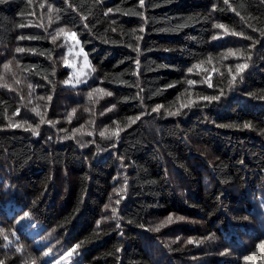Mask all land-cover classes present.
I'll return each mask as SVG.
<instances>
[{
	"label": "trees",
	"instance_id": "16d2710c",
	"mask_svg": "<svg viewBox=\"0 0 264 264\" xmlns=\"http://www.w3.org/2000/svg\"><path fill=\"white\" fill-rule=\"evenodd\" d=\"M3 84V264H264V0H0Z\"/></svg>",
	"mask_w": 264,
	"mask_h": 264
},
{
	"label": "snow or ice",
	"instance_id": "6c2138e0",
	"mask_svg": "<svg viewBox=\"0 0 264 264\" xmlns=\"http://www.w3.org/2000/svg\"><path fill=\"white\" fill-rule=\"evenodd\" d=\"M65 2L67 3V0H65ZM228 2H229V0H224V3H225V4H228ZM140 4H141V6H143V4H144V0H140ZM40 7L43 8L44 5L41 4ZM48 10H49V11H52V10H53L52 7H51V5H49V9H48ZM109 11H111V9H109ZM106 14H107V13H106ZM237 15H239V13H237ZM23 26H24V25H21V27H23ZM215 27H217V28H225V26H224L223 24H217V25H215ZM64 32H65V29H64V28H60V29H58V31L56 32V34L52 37V41H53V43H55L56 40L58 39V37L60 36V34H61V33H64ZM72 35L75 36V33H72ZM233 35H240V34H239V33H233ZM35 38H36V37H25V36H20V37H19V39H21V40H23V39H35ZM245 38L250 39V37H245ZM15 51H16L17 53H21V52H23V51H25V50H24L23 48H17ZM249 59H250V57H249ZM10 63H11V61H9L8 63H5V64L3 65V67H4L5 69H9V65H10ZM137 63H138V62H137ZM197 67H199V65H197ZM245 67H247V65H237V69H238L239 71H242ZM189 71H191V69H189ZM234 79H235V77H233V80H234ZM17 83H19V81H17ZM65 83H68V81H66ZM77 83H80V81H77ZM188 83L191 85V84H194L195 81H191V80H190V81H188ZM229 86H231V82H230V85H229ZM0 87L9 88V85H7V84H3V85H0ZM28 87H29V88H32V85H29ZM208 87H212V84L209 83V84H208ZM9 90H11V89H9ZM94 91H95V92L103 93L104 95H108V96H111V95H112L111 92H104L103 89H95ZM221 95H223V90H221ZM88 96H89V99L91 100L92 97H93V92H90V93L88 94ZM39 99H44V97H40ZM48 99L50 100L51 97H48ZM202 99H204V100H208V101L219 100V99H220V96H212V97L204 96V97H202ZM114 107H115V105H113V108H114ZM161 107H163V106H162V105H157V107L154 108V109H152V111H159V109H160ZM111 110H112L111 108L108 109V111H111ZM33 111H36V110L33 109ZM73 111H75V110H73ZM15 114H17V115L19 114V109L16 110V113H15ZM36 114H37L38 116L40 115L39 112H36ZM101 114L103 115V113H101ZM168 114H169V115H177V114H179V113H178V111H177V112H171V111H169ZM139 119H140L139 116L135 117L134 119H133L132 117H129V118H128L130 124H131V123H135L136 120H139ZM25 123H26V121H25ZM43 123H44V120H43V118H41L39 124H36L35 127H33L32 125H29V129H28V130H31L32 133H33V135H39L38 129H39V127H40V124H43ZM49 123H51V122H49ZM114 123H117V122H114ZM15 126H16V127H20L21 125L17 124V125H15ZM243 127H244V128H250V127H252V125L246 123V124L243 125ZM120 130H121V129H119V127H118V130L115 131L114 135L118 137V136H119V131H120ZM75 131H79V129H77V130H75ZM108 131H109V129L105 128V129H104L103 131H101L99 134H100L101 137H104V138H111V137H106V136H105V134H106ZM87 134H88V135H92L91 132H89V133H87ZM116 191H117V195H119V190H116ZM115 203H116L117 205H119L120 200L117 199V200L115 201ZM105 207H106V208H110L111 205L109 204V205H106ZM111 211H112L113 215H115L116 212H117V209L114 208V207H112V208H111ZM28 215H29V213H25V214H24V217H22V219H23V218H26ZM178 219H182V218H178ZM167 222H172V217H171V216L168 217V221H167ZM155 230H156V231H159V227H157ZM0 232H2V230H0ZM5 239H7L6 236H5ZM193 242H194L193 240H189V241H188V243H193ZM259 247H260V249L264 250V243H262ZM76 248H79V245H76L73 249H71V250L67 253V255H68V256H71V255L75 252ZM223 254H225V253H222V255H223ZM254 255H255V253H253V256H254ZM251 258H252V257H245L244 259H245V260H250ZM0 264H3V261H0Z\"/></svg>",
	"mask_w": 264,
	"mask_h": 264
},
{
	"label": "rangeland",
	"instance_id": "374dc122",
	"mask_svg": "<svg viewBox=\"0 0 264 264\" xmlns=\"http://www.w3.org/2000/svg\"><path fill=\"white\" fill-rule=\"evenodd\" d=\"M70 50L67 63L71 72L69 84H79L77 81L84 82L86 74L89 73L90 64L78 41L74 40L72 36Z\"/></svg>",
	"mask_w": 264,
	"mask_h": 264
},
{
	"label": "bare ground",
	"instance_id": "6f19581e",
	"mask_svg": "<svg viewBox=\"0 0 264 264\" xmlns=\"http://www.w3.org/2000/svg\"><path fill=\"white\" fill-rule=\"evenodd\" d=\"M37 100V99H36ZM41 101V100H40ZM42 103V102H41ZM34 104V103H33ZM34 106V105H33ZM38 107V106H37ZM34 109V108H33ZM38 109V108H37ZM39 111V110H38ZM35 112V111H34ZM27 113V112H26ZM21 117V116H20ZM19 120V119H18ZM22 121V119H20ZM18 122V121H17ZM95 137V136H94ZM98 138V137H95ZM100 139V138H99Z\"/></svg>",
	"mask_w": 264,
	"mask_h": 264
}]
</instances>
